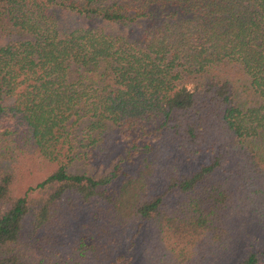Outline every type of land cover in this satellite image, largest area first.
I'll use <instances>...</instances> for the list:
<instances>
[{
	"label": "trees",
	"instance_id": "obj_1",
	"mask_svg": "<svg viewBox=\"0 0 264 264\" xmlns=\"http://www.w3.org/2000/svg\"><path fill=\"white\" fill-rule=\"evenodd\" d=\"M255 228L264 0H0V264H263Z\"/></svg>",
	"mask_w": 264,
	"mask_h": 264
},
{
	"label": "rangeland",
	"instance_id": "obj_2",
	"mask_svg": "<svg viewBox=\"0 0 264 264\" xmlns=\"http://www.w3.org/2000/svg\"><path fill=\"white\" fill-rule=\"evenodd\" d=\"M82 150H84L82 148ZM82 161V166H80V163L79 162H76V161H73L71 164H70V169H74V168H82V169H88V170H92V167L88 164V161H84V158ZM103 165L101 163H97L96 164V168H100L102 167ZM36 180V177L31 175L29 177V179L27 180V182L31 183V181H35ZM26 182V183H27ZM24 183L25 187H27V184ZM245 241H248V245L249 243L251 242V248H262V245H264V233L261 232V229L259 228H255L253 229V231L249 234V238L246 239ZM246 244V243H245ZM244 244V248H246L247 246H245ZM263 263V262H262ZM264 264V263H263Z\"/></svg>",
	"mask_w": 264,
	"mask_h": 264
}]
</instances>
